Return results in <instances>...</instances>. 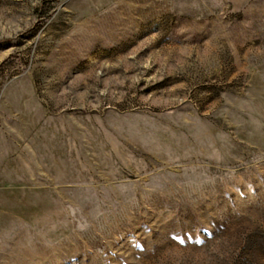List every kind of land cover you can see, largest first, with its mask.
Segmentation results:
<instances>
[{"label": "rangeland", "instance_id": "obj_1", "mask_svg": "<svg viewBox=\"0 0 264 264\" xmlns=\"http://www.w3.org/2000/svg\"><path fill=\"white\" fill-rule=\"evenodd\" d=\"M0 264H264V0H0Z\"/></svg>", "mask_w": 264, "mask_h": 264}, {"label": "trees", "instance_id": "obj_2", "mask_svg": "<svg viewBox=\"0 0 264 264\" xmlns=\"http://www.w3.org/2000/svg\"><path fill=\"white\" fill-rule=\"evenodd\" d=\"M50 6H51V4H50Z\"/></svg>", "mask_w": 264, "mask_h": 264}]
</instances>
